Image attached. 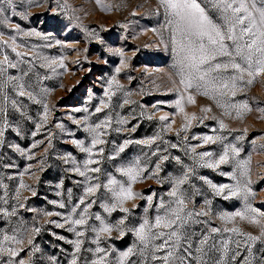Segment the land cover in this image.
<instances>
[{
  "label": "rangeland",
  "instance_id": "1",
  "mask_svg": "<svg viewBox=\"0 0 264 264\" xmlns=\"http://www.w3.org/2000/svg\"><path fill=\"white\" fill-rule=\"evenodd\" d=\"M197 2L226 30L213 0ZM0 7V264H264V74L248 85L244 72L233 88L241 74L217 56L213 67L229 66L185 90L173 43L181 36L161 0ZM225 153L226 163L207 166ZM89 159L99 172L86 171ZM120 186L134 198L119 204ZM157 217L174 223L155 227ZM105 225L111 232L99 231Z\"/></svg>",
  "mask_w": 264,
  "mask_h": 264
},
{
  "label": "snow or ice",
  "instance_id": "2",
  "mask_svg": "<svg viewBox=\"0 0 264 264\" xmlns=\"http://www.w3.org/2000/svg\"><path fill=\"white\" fill-rule=\"evenodd\" d=\"M12 2L13 0H0V5L5 3L11 5ZM213 3L215 7L223 10V17L225 25L227 26L226 30L209 18L205 13V9L201 7L197 0H161V4L171 12L174 18H176L175 32L179 33L181 36L179 40L174 36L173 43L176 45V51L180 57V83L184 85L185 90L193 86V81H204L205 78L209 76L210 72L219 70L221 67L226 69L229 66L228 64L221 65L220 63H216L213 67L211 61L216 60L217 56L230 57L231 67L241 74L239 77L233 76L230 78L231 87L233 88L236 87L237 79H243L244 72H247L248 76L251 77V79L246 82L248 85L254 82L255 77L264 74V0H213ZM5 10L4 7H0V16L3 15ZM238 26L239 32L236 31ZM226 41L233 42L234 53L229 51V46L226 44ZM236 57H239L246 67H242L241 63L235 62ZM205 65L208 66L207 69H205ZM215 79V77H212L208 82L213 83ZM197 87H199V84ZM222 87L228 88L229 83H223ZM20 94L24 95L23 92ZM188 99L189 102H194L193 97L189 96ZM177 106L180 108L181 112L184 111L179 101L177 102ZM242 107L248 109L246 103L242 105ZM45 108H47L46 105ZM97 111H100V109H97ZM203 111H209V109H203ZM161 119L164 120L167 119V117H161ZM221 127H224L223 123H221ZM93 131L95 130L93 129ZM0 135H2V133H0ZM203 139L205 143L210 141L214 142L211 136H205ZM74 143L80 146L81 151L91 153V148L83 147L80 142L74 141ZM102 143L103 141L98 137L94 138L92 141L93 147ZM173 147H175V145H173ZM123 150V148H120L121 152ZM232 151L237 153L235 148H233ZM210 155V152H204L201 153V158ZM226 157L227 153L221 156L219 161L215 162V164L209 163L207 166L219 167L221 163L227 162ZM93 163L97 162L91 159L85 162L86 171L99 172V168H87L88 164ZM77 171L81 176H85L86 174L85 171H80L79 169H77ZM123 174L128 176L133 182L137 178V175L131 168L124 171ZM116 183L115 180L109 181V184ZM99 187V184L94 187L90 186L87 188V193L92 194L95 189ZM105 187H107V185H105ZM225 187L226 186H221L216 188V186L213 185V188H215L218 194L223 193ZM112 191L119 204H122L125 200L134 198L130 186L127 188L120 186L118 192L115 190ZM230 191L232 195H237V190L231 189ZM172 195H176V193L173 192ZM225 198L227 199V197ZM81 203H83V201H81ZM178 203L183 205L184 202L183 200H179ZM116 206V204H113L112 208L107 210L112 211ZM61 207H63V205H61ZM121 211L127 212L128 209L121 208ZM174 215L176 219H180L179 210H174ZM236 215L243 218L242 213H237ZM96 219L100 220V217L97 215ZM229 219L231 218L229 217ZM252 222L256 223L257 221L253 219ZM72 223L82 225L85 223V220L81 217L80 219L72 221ZM173 223L174 221H165L164 218L157 217L155 227H171ZM147 225L148 222L145 221L136 233L141 241H146L148 239V234L145 231ZM57 227H63V225L58 224ZM111 230L112 229L106 225L99 229L101 232H111ZM213 231H217V229H213ZM232 231H238V229H232ZM159 235L163 236L164 233H160ZM170 237H177V239H179L176 231L171 232ZM249 239L256 240L257 237L249 236ZM167 243L168 241L165 240L164 244ZM77 247H79V244H77ZM161 247H163V245H161ZM124 255L127 256L128 253ZM169 255H171V253H169ZM165 260H167V257H165ZM21 264H23V262H21ZM73 264H75V262H73Z\"/></svg>",
  "mask_w": 264,
  "mask_h": 264
}]
</instances>
